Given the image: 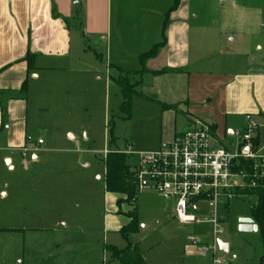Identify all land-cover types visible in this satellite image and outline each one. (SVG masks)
Masks as SVG:
<instances>
[{"label": "crops", "instance_id": "obj_1", "mask_svg": "<svg viewBox=\"0 0 264 264\" xmlns=\"http://www.w3.org/2000/svg\"><path fill=\"white\" fill-rule=\"evenodd\" d=\"M76 14L80 25L67 26L64 19L71 21ZM263 14L264 0L223 5L217 0H0V92L7 98L4 116L0 108V264H53L52 247L61 242L53 236L54 227L70 223L62 216L56 223L50 220L51 214L67 211L65 195L31 179L52 182L62 176L37 171L53 149L30 133L31 100L42 110L52 101V107L66 111L75 105V97L97 100L102 87L121 98L116 75L130 74L140 97L132 98L125 119L138 114L140 120L133 125L140 123L143 130L130 138L129 149L157 150L196 120L210 126L214 146L231 148L238 131L234 128H244L246 115L264 112V54L256 53L262 50L257 39L264 29ZM158 44L162 45L154 55L141 59ZM27 54L32 56L30 70ZM23 82L25 98L15 97ZM67 137L74 139L72 133ZM83 140L87 141L85 135ZM22 149L28 154L22 156ZM4 164L9 171L23 167V176L35 184L24 189L11 185L18 175L5 174ZM103 191L124 219L119 232L128 220L117 213V196L106 193L104 186ZM128 210L121 206L122 213ZM260 240L257 251L250 254L243 248L240 261L233 255L234 262L224 264H260ZM122 241L110 246L123 249ZM187 242L185 252L209 255L211 262L205 259L201 264H212L211 254L200 252L197 237ZM222 243L224 257L231 248ZM139 250L144 264H165Z\"/></svg>", "mask_w": 264, "mask_h": 264}, {"label": "rangeland", "instance_id": "obj_2", "mask_svg": "<svg viewBox=\"0 0 264 264\" xmlns=\"http://www.w3.org/2000/svg\"><path fill=\"white\" fill-rule=\"evenodd\" d=\"M254 12L257 15L258 12ZM260 22L264 23V14ZM71 23L77 25L74 20ZM258 34L257 42L262 50L256 53L261 57L264 54V29L259 30ZM73 44H76L75 35ZM116 79L124 80L130 87L137 88V80L132 75H116ZM77 98L74 100L75 105L66 111L52 107V101L42 110L37 101L31 100L27 115L33 139L43 138L53 149L47 157V163L37 171L62 175L60 180L52 182L45 181L42 177L31 179H38L39 186H50L65 195L67 211L51 214L50 220L56 223L65 218L63 220L70 222L66 227L61 224L54 227L53 236L60 237L61 242L52 247V263L120 264L111 261L110 254L106 253L107 246L123 242L117 229L124 219L116 214L113 199L104 196V151L126 152L130 147V138L139 137L143 127L140 123L133 125L135 120H140L138 114H135L134 119L126 121L119 109L121 98L112 89L105 91L102 87L100 96L93 102L91 97ZM109 128H112L113 138L110 145ZM242 128L236 126L234 130ZM67 133H72L74 139L69 140ZM83 135L87 141L83 140ZM231 141L230 138L224 145ZM132 150L136 153L144 151L139 146ZM27 154L28 151L25 155ZM129 158L131 165H138V155L132 154ZM81 163H87L88 167H81ZM2 169L5 174L18 175L14 182H10L11 185L16 184L24 189L28 184H35L28 176H23L26 173L23 167L9 171L4 164ZM25 191L27 195V189ZM255 203L254 197L243 196L231 199L226 208L220 205L217 207L218 216L223 218V233L219 240L229 243L231 248L224 256L225 261L234 262L233 255L240 261L239 253L243 248H248L250 254L257 251L256 247L261 242L259 233L241 234L238 230L239 221L251 217L250 209ZM134 207L138 231L130 234L128 241L133 244L137 242L147 257L161 258L165 264H201L205 259L211 262L209 255L204 256L193 250L185 252L187 239L191 236L197 237L201 245L210 244V224H180L173 217L172 204L163 200L152 185L140 189ZM61 216L63 218H59Z\"/></svg>", "mask_w": 264, "mask_h": 264}, {"label": "built area", "instance_id": "obj_3", "mask_svg": "<svg viewBox=\"0 0 264 264\" xmlns=\"http://www.w3.org/2000/svg\"><path fill=\"white\" fill-rule=\"evenodd\" d=\"M217 2L223 5L235 0ZM233 138L231 148L214 146L210 126L196 120L157 150L123 152L138 155V165L131 166L139 188L152 185L163 200L172 204L176 221L182 225H211L210 244L200 245L199 250L211 254L212 264L225 263L218 246L223 227L217 207L226 208L231 199L246 196L244 190L255 187L264 172V112L246 115L244 128L235 131ZM36 143L41 145L42 140ZM26 152L22 149V156Z\"/></svg>", "mask_w": 264, "mask_h": 264}, {"label": "trees", "instance_id": "obj_4", "mask_svg": "<svg viewBox=\"0 0 264 264\" xmlns=\"http://www.w3.org/2000/svg\"><path fill=\"white\" fill-rule=\"evenodd\" d=\"M77 25H80L78 19V14L72 19ZM67 26H70L71 21L64 19ZM162 44L155 45L149 52L141 56V59L152 56L155 54L158 47ZM25 61L27 62L28 70L31 69L32 56L27 54L25 56ZM130 75V74H126ZM115 84L118 86L121 95L120 111L129 117L131 110V100L134 96H139L134 88L130 87L128 82L120 79H116ZM3 93L0 92V108L2 115L6 114L5 101L3 99ZM26 96V82H23L21 89L17 96L19 98H25ZM162 108H170L176 111L173 106L162 105ZM109 126V125H108ZM110 145L113 142L112 138V128L108 130ZM104 163V190L106 193L113 194L117 196L116 206L117 213L123 214L128 220L127 223L122 226L119 230V235L126 242V246L123 249H116L113 246H107L106 251L110 254L111 261L119 262L120 264H144L143 257L140 253L137 244H132L128 241V236L134 234L138 231V223L136 218V212L134 203L136 202V196L138 195L140 188L138 182L134 177V170L130 163V158L123 152L119 151H107L103 159ZM244 168L248 171V165L244 164ZM246 196H251L256 199L255 205L250 209L251 218L258 228V233L264 244V172L256 179V186L244 190ZM127 205L130 208L128 211L122 213L121 206ZM260 264H264V252L261 257Z\"/></svg>", "mask_w": 264, "mask_h": 264}, {"label": "water", "instance_id": "obj_5", "mask_svg": "<svg viewBox=\"0 0 264 264\" xmlns=\"http://www.w3.org/2000/svg\"><path fill=\"white\" fill-rule=\"evenodd\" d=\"M238 230L240 233H256L258 231L257 226L254 224L253 220L246 218L239 221ZM220 251L226 253V246L221 241L218 242Z\"/></svg>", "mask_w": 264, "mask_h": 264}]
</instances>
